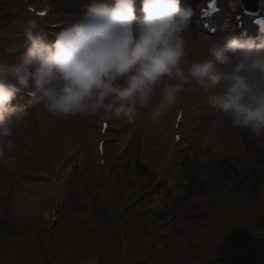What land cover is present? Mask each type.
<instances>
[{
  "label": "clouds",
  "instance_id": "1",
  "mask_svg": "<svg viewBox=\"0 0 264 264\" xmlns=\"http://www.w3.org/2000/svg\"><path fill=\"white\" fill-rule=\"evenodd\" d=\"M139 11L135 0L94 5L57 23L67 27L53 42L40 34L38 18L21 26L27 51L0 54V162L8 163L10 137L31 116L12 104L18 93L56 118L134 124L145 111L159 121L195 83L208 93L217 119L264 138V28L256 37L204 36L200 57L189 61L185 33L192 8L180 0H142Z\"/></svg>",
  "mask_w": 264,
  "mask_h": 264
},
{
  "label": "trees",
  "instance_id": "2",
  "mask_svg": "<svg viewBox=\"0 0 264 264\" xmlns=\"http://www.w3.org/2000/svg\"><path fill=\"white\" fill-rule=\"evenodd\" d=\"M250 140L248 152L254 155L251 167L258 177L255 169L258 166L264 169V152ZM136 167L141 176L151 177L139 159V150L136 151ZM73 171L83 180L94 170L82 167ZM183 171L189 179L185 193L159 214L160 221L155 225L144 223L137 207L129 205L122 211L118 202L117 212H111L101 179L102 191L98 196L86 189L91 211L75 200L66 216L48 232L38 222L16 224L4 216L1 227L11 235L20 236L21 242L0 241V264H217L218 257L220 261L228 259L225 247L229 250L237 243L239 246L249 244L244 228L249 227L251 220L244 216L239 223L230 220L223 225L217 222L204 225L197 219V208L188 217L184 205L193 191L206 195L203 176L209 177L211 171L215 172L216 181L226 184L223 191L229 187L233 194L240 191L248 198L253 197L250 188L256 190L254 180L249 171L243 169L244 178L251 182L250 187L247 186L234 162L225 155L209 159L205 164L186 157ZM164 222L170 224L172 237H168ZM242 250L247 256L253 255V259L257 254L252 249Z\"/></svg>",
  "mask_w": 264,
  "mask_h": 264
},
{
  "label": "rangeland",
  "instance_id": "3",
  "mask_svg": "<svg viewBox=\"0 0 264 264\" xmlns=\"http://www.w3.org/2000/svg\"><path fill=\"white\" fill-rule=\"evenodd\" d=\"M19 6L20 0H7L2 3L1 10L12 12L1 23L2 26L22 18ZM191 31L189 29L185 35ZM201 41H195L192 45L199 46L194 49L198 50L196 59L203 50ZM11 47L0 45V52L16 54L23 52V49ZM202 93L200 87L188 86L183 93V99L179 98L176 106L157 122L149 118L147 111L134 124H127L121 119H111L110 127L103 136L99 134L101 119L97 116L78 115L74 118L55 119L36 102L25 106L22 105L24 102L22 99L13 101V105L24 106L31 111L29 119L36 114L43 125L38 133H34L30 131L31 122L28 119L10 137L14 150L8 154L7 164L0 162V211L3 215L6 211L11 222L28 220L37 222L35 217H39L41 223L43 218L51 216L53 209L63 201L67 189L73 186L69 174L75 166L79 170L82 167L94 170L92 177L86 176L83 180L87 189L98 196L102 186L97 176V169L99 170L97 160L99 161L100 157L96 145L102 138L105 139L103 154L105 163L118 160L116 156L125 143L127 144L125 146L127 151L126 149L123 151L125 157L134 156V151L140 144L141 162L145 163L148 169L160 172L170 154L168 146L172 144L171 132L176 130L173 128V118L181 107L186 117L182 119L177 129L182 139L176 144L178 151L175 155H178L181 148L187 144L200 153H210L219 157L227 151L240 150L239 136H236L234 128L226 119L213 118L217 116L206 115L203 114L204 111L195 109L192 99ZM55 123L59 129L64 130L61 134L54 127ZM163 123L166 127H163ZM55 141L58 144H55ZM173 164L174 162L171 166ZM6 206L7 210H4Z\"/></svg>",
  "mask_w": 264,
  "mask_h": 264
}]
</instances>
